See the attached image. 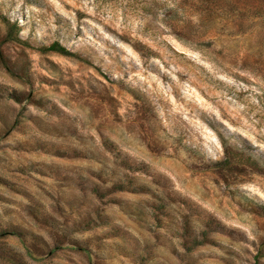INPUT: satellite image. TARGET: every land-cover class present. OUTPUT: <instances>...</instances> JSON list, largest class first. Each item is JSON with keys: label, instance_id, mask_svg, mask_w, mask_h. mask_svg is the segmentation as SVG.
I'll use <instances>...</instances> for the list:
<instances>
[{"label": "rangeland", "instance_id": "rangeland-1", "mask_svg": "<svg viewBox=\"0 0 264 264\" xmlns=\"http://www.w3.org/2000/svg\"><path fill=\"white\" fill-rule=\"evenodd\" d=\"M0 264H264V0H0Z\"/></svg>", "mask_w": 264, "mask_h": 264}, {"label": "trees", "instance_id": "trees-1", "mask_svg": "<svg viewBox=\"0 0 264 264\" xmlns=\"http://www.w3.org/2000/svg\"><path fill=\"white\" fill-rule=\"evenodd\" d=\"M1 19L3 23L5 24V26L7 27V33H6L7 41H14L16 43L23 44L25 46H30L28 45L27 42L20 39L19 28L17 24L10 23V21L5 17H1ZM40 50L43 52H53V53H59L65 56H73V53L69 52L64 46H62L58 42H54L47 47H42Z\"/></svg>", "mask_w": 264, "mask_h": 264}]
</instances>
